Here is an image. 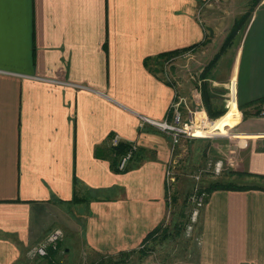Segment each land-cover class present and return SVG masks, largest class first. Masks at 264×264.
Returning a JSON list of instances; mask_svg holds the SVG:
<instances>
[{"label":"crops","instance_id":"obj_1","mask_svg":"<svg viewBox=\"0 0 264 264\" xmlns=\"http://www.w3.org/2000/svg\"><path fill=\"white\" fill-rule=\"evenodd\" d=\"M174 52L175 82L153 69ZM220 88L242 118L216 146L261 189L209 194L198 259L264 264V0H0V264H40L29 252L56 228L90 257L144 246L175 161L148 120L172 122L177 95L217 115ZM114 137L137 146L125 172Z\"/></svg>","mask_w":264,"mask_h":264},{"label":"rangeland","instance_id":"obj_2","mask_svg":"<svg viewBox=\"0 0 264 264\" xmlns=\"http://www.w3.org/2000/svg\"><path fill=\"white\" fill-rule=\"evenodd\" d=\"M153 69L163 78L169 77V75H166L167 71L174 73L171 79L175 82V57L155 62ZM216 92L219 95L217 97L218 101L222 106V103L226 101L224 103L226 107L223 106V116L212 119L209 116L210 111L208 115L201 113L198 115L197 125L206 127V130L202 131L198 129L193 131L217 136H207L204 138L180 137L178 142L172 147L175 159L173 161V170L177 173V182L171 189L170 218L164 227L168 228L169 231L166 237L148 242L144 249L143 246L139 248H142L148 253L147 256L135 253L129 257L120 256L119 254L111 258H103L102 256L90 257L87 255L88 252L86 250L81 251L82 245L80 244V239H82V236L77 238L73 234L67 233L68 236H64L56 245L58 247V254L54 255L49 262L45 258H37L41 260L40 264H92L103 260V264H200L197 252V249H199V241L195 239L198 230L197 227H199L200 215L197 222L192 224V214L195 207L192 199L196 186L203 189L215 181L234 184L244 183L240 174L237 175L238 177L232 178L233 180L229 178L236 174L232 171L229 162L225 159L226 157L223 155L222 148H217L216 146V143H229L228 139L225 140L222 137L232 138L237 134L235 128L229 130L228 134L224 136H219L218 132H224L228 127L237 125L241 121L242 114L238 111L224 116L229 110L228 101L230 99V92L228 90L227 93L221 88L217 89ZM239 110H241L240 106ZM176 154L178 156L181 155V158H178ZM219 161H222L221 174L215 177L213 168ZM200 170H204L205 172L197 184V181L192 176L198 174ZM260 183L264 184V181L262 180ZM190 226H193V231L191 230L189 232L188 229ZM67 237H69V241L65 240ZM75 239H78L79 243H73ZM66 247H70L71 250L66 252Z\"/></svg>","mask_w":264,"mask_h":264},{"label":"built area","instance_id":"obj_3","mask_svg":"<svg viewBox=\"0 0 264 264\" xmlns=\"http://www.w3.org/2000/svg\"><path fill=\"white\" fill-rule=\"evenodd\" d=\"M182 107H184L185 110L187 111L188 114L187 121H184V114L183 111L181 110ZM171 108L173 113L172 122H170L169 120H165L164 122H155L148 120V122L153 124L160 131L168 134L173 139V145L178 142V139L180 137H185L180 134H175L173 132L174 130H183V131H188V130L196 131L198 129L202 131L206 130V127L197 125L198 115L204 112L199 110L193 111L192 109H190L186 98L177 95ZM261 114L262 116H264V111H262ZM261 136L264 137V134ZM185 138H191V137H185ZM119 143H120L119 138L114 137L113 144L117 146ZM136 151H137V146L132 145L130 151L121 161L120 164L121 170L125 169L129 160L132 158V156ZM221 167H222V161H219L214 165L213 173L215 177L221 174ZM173 168L174 165L173 163H171L167 172V183H168V188L170 189L169 197H171L172 186L177 182V173L173 170ZM204 172H205L204 170H200L198 174L192 176L194 180L197 181L196 182L197 184L200 182L201 178L203 177ZM207 198H208V194L204 192L199 186H196L192 199L195 206L192 214V224H195V222H197L200 212L207 201ZM191 230L193 231V226H190L188 229L189 232ZM63 237H64V232L62 230L56 229L52 231V233L48 235L47 239L43 243L36 246L29 252V257L31 259L47 258L49 256V248L51 247L56 248V245L63 239ZM197 240L199 241V239Z\"/></svg>","mask_w":264,"mask_h":264},{"label":"trees","instance_id":"obj_4","mask_svg":"<svg viewBox=\"0 0 264 264\" xmlns=\"http://www.w3.org/2000/svg\"><path fill=\"white\" fill-rule=\"evenodd\" d=\"M244 20H245V18H241L240 20L237 21V23L234 26L231 34L228 36V38H227L226 43L224 44V46H226L227 44H229L233 40L236 31L241 27V24L244 22ZM205 42L206 41H204L202 44H205ZM176 54H177V52H174V53H169V54H167L165 56H167V59H168V58H171V57L175 56ZM238 111H239V109H235V110H232V111H227V113L224 116H226L229 113L238 112ZM223 114H224V111H221V113H219L217 115H214V114H212L210 112L209 113V116L212 119H217V118L223 116ZM130 149H131V146L129 144L127 145V144H124V143H121V142L116 147L113 148V150L115 152V155L117 157H120L119 158L120 161L117 164V167L115 168L116 171H118V172H125V171H127L128 164L125 167V169H123V170L120 169V164H121L122 159L130 151ZM134 155H135V153H134ZM133 156H132V158H133ZM132 158L129 160V162L132 160ZM252 189H261V187H259V186L241 185V184H234V183H222L221 181H215V182H212L211 184H209L207 187L203 188L202 190L204 192H206L208 194V197H209V194L211 192H213V191H216V190L245 191V190H252ZM168 231H169L168 228L161 227V228H158L157 230H155L150 235H148V237L146 238V241L144 242L143 249L145 248V245H147L148 242H150V241H152L154 239L156 240V239H161L162 237H166ZM143 249L141 248V249L136 250V251L124 252V253H120L119 255L120 256L129 257L131 255H134L135 253H140L141 255L147 256L148 253H146ZM56 254H58V247H56V249H53V247L49 248V256H48V258H45L46 261L49 262V260H51V258H53V256L56 255ZM108 258H111V257H108ZM103 261L94 262L92 264H103Z\"/></svg>","mask_w":264,"mask_h":264},{"label":"bare ground","instance_id":"obj_5","mask_svg":"<svg viewBox=\"0 0 264 264\" xmlns=\"http://www.w3.org/2000/svg\"><path fill=\"white\" fill-rule=\"evenodd\" d=\"M175 134H180V135H183L185 137H201V138H204V137H207V136H216V135H212V134H204V133H196L194 131H183V130H174L173 131Z\"/></svg>","mask_w":264,"mask_h":264}]
</instances>
